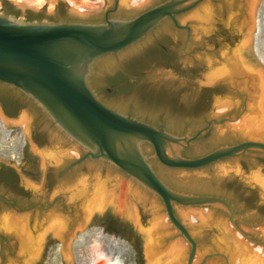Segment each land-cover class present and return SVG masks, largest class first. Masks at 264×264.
<instances>
[{
	"label": "water",
	"instance_id": "obj_1",
	"mask_svg": "<svg viewBox=\"0 0 264 264\" xmlns=\"http://www.w3.org/2000/svg\"><path fill=\"white\" fill-rule=\"evenodd\" d=\"M44 1L0 0V83L54 123H40V146L36 109L8 116L0 106L12 133L0 162L34 202L20 208L0 192V264H264V0H104L97 10ZM59 14L72 21L50 20ZM175 15L188 38L166 20ZM160 31L179 51V75L152 64L151 80L218 87L206 118L225 119L183 151L194 158L181 150L208 126L173 134L109 108L88 83L98 59L112 73ZM228 189L245 201L208 195Z\"/></svg>",
	"mask_w": 264,
	"mask_h": 264
},
{
	"label": "flooded vegetation",
	"instance_id": "obj_2",
	"mask_svg": "<svg viewBox=\"0 0 264 264\" xmlns=\"http://www.w3.org/2000/svg\"><path fill=\"white\" fill-rule=\"evenodd\" d=\"M7 5V1L2 2L3 11ZM115 9V5L107 9L104 12L101 21H105L106 18H110ZM176 16L177 15H175V19L168 17L166 20L171 26L180 30H185L186 38H188L190 29L180 27V25H188L179 24ZM163 35V31L155 33L150 38V41L143 46L141 52L137 54V56L127 58L120 66H116L117 69L112 73L107 71L103 58L98 59L95 67L92 68L90 74L88 75V83L92 87L96 97L104 105L140 121H144L156 127H162L173 134L183 135L185 130H187L190 126H193V129L187 134L188 136H192L201 128L208 126L205 131H203L196 139L181 150L182 156L194 158L196 156L185 154L183 151L188 149L191 144L201 137L204 132H207L212 124L221 122L225 119V117L206 118L208 100L218 87L198 86L196 90L193 91L191 89H181L177 81L151 80L150 77L152 76L151 73L154 68V65L152 64H155V67L169 69L172 73L179 75L176 70V65L171 64L172 61L177 59L179 51L174 46H167L163 44L161 42V37ZM0 106L4 113L8 116V113L18 112L22 109L19 107V104H14L13 102L1 97ZM168 123L172 126V129L168 127ZM31 127L32 138L38 145H40L39 141H44L46 138V131L42 129V125L38 129H35L34 119L32 120ZM35 136H40L39 141L36 140ZM17 142L18 140L16 139V143ZM11 147L12 133L4 128L0 122V155L2 157L9 155L8 151ZM85 152L86 151L81 149L80 156H82ZM85 159L81 160L79 163ZM3 163V161L0 162V184L3 185L9 181L5 174V172L9 169L14 171L15 180L18 182L15 170L10 165L4 168ZM71 163L72 161L65 168L61 169L59 174L63 175L67 170L79 164L71 166ZM152 168L169 187H172L153 166ZM229 191H231V189H228V192L225 193L213 192L208 195L223 197L235 207L234 203L228 198L227 194ZM7 195L10 197L9 194ZM61 202L62 201L59 203ZM12 203L14 204L13 200ZM5 204L8 206L6 202ZM1 239L2 238L0 237V240Z\"/></svg>",
	"mask_w": 264,
	"mask_h": 264
},
{
	"label": "trees",
	"instance_id": "obj_3",
	"mask_svg": "<svg viewBox=\"0 0 264 264\" xmlns=\"http://www.w3.org/2000/svg\"><path fill=\"white\" fill-rule=\"evenodd\" d=\"M165 0H157V3L163 2ZM4 12L6 14H11L13 16H18L19 13L17 11H8L7 8L4 9ZM40 21L41 18L36 15H28L26 17V21ZM50 20L52 22H60V21H65V22H71L72 20L69 19L66 16L63 15H56L55 17H51ZM21 95V97H19ZM0 97L6 100H9L13 102L14 104H19L20 108L27 107L29 104L34 107L37 111V114L34 119V126L35 129H38L41 127V124L44 123L45 121H48L50 125H53L54 123L52 120L48 117V115L42 111V109L36 105V103L26 94L21 92L15 87H12L10 85L0 83ZM9 116H16L17 112L13 113H8ZM42 122V123H41ZM41 123V124H40ZM168 127L172 129V126L168 123ZM36 140L39 141L40 136H35ZM44 141H39V144L42 145ZM6 176L8 177V182L1 185L0 184V192L4 194H9L11 199L13 200L14 204L20 208L26 207L33 205L34 202L29 199L28 193L18 184L17 180H15V173L12 169H9L7 172H5ZM229 195V193L227 194ZM243 193L238 194V193H232L231 197L229 198L231 202L234 203L235 207H238L241 203L245 201L243 198ZM5 203L3 200L0 199V203Z\"/></svg>",
	"mask_w": 264,
	"mask_h": 264
},
{
	"label": "rangeland",
	"instance_id": "obj_4",
	"mask_svg": "<svg viewBox=\"0 0 264 264\" xmlns=\"http://www.w3.org/2000/svg\"><path fill=\"white\" fill-rule=\"evenodd\" d=\"M15 2L23 3L26 5H45V2H38L37 0H14ZM73 7L82 8L85 10H97L104 5V0L90 2L87 0H70ZM103 264V263H98Z\"/></svg>",
	"mask_w": 264,
	"mask_h": 264
},
{
	"label": "bare ground",
	"instance_id": "obj_5",
	"mask_svg": "<svg viewBox=\"0 0 264 264\" xmlns=\"http://www.w3.org/2000/svg\"><path fill=\"white\" fill-rule=\"evenodd\" d=\"M38 2H45L44 0H37Z\"/></svg>",
	"mask_w": 264,
	"mask_h": 264
}]
</instances>
